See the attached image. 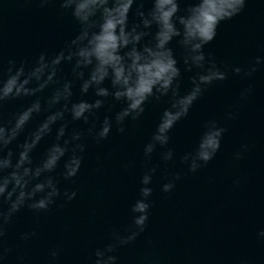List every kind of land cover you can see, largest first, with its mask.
Segmentation results:
<instances>
[{"label": "water", "instance_id": "1", "mask_svg": "<svg viewBox=\"0 0 264 264\" xmlns=\"http://www.w3.org/2000/svg\"><path fill=\"white\" fill-rule=\"evenodd\" d=\"M77 32L78 25L55 0L43 8L38 0H0V66L6 68L10 59L31 61L41 52L51 55ZM170 47L181 68L183 93L197 70L184 71L183 50L175 39ZM205 52L228 72V78L209 86L189 115L172 129L168 148L174 152L173 161L165 164L159 155L165 149L159 147L151 160L143 155L161 113L169 107V97L150 100L138 121H126L124 133H118L114 125L108 138L99 143L87 135L88 125L70 123V131L85 132L83 163L73 180L63 179V161L53 175L61 192L76 191L77 196L72 201L61 197L47 212L33 214L27 208L18 212L5 236V247L12 251L0 264H18L21 257L22 264H50L53 249L58 251L55 264H90L89 257L110 241L112 230L123 233L131 223L129 209L139 196L140 178L146 168L157 165L150 185L152 207L146 230L134 243L117 250V264H264V238L258 235L264 230V64L249 78L231 71L246 68L257 56L264 57V0H248L240 15L222 22ZM61 75L72 79L71 65H62ZM250 85L252 93L241 99L242 90ZM73 93L74 101L95 99L91 91L81 97L78 84ZM50 94L51 88L37 96L45 104ZM36 98L6 102L4 121ZM112 103L114 107L110 103L99 110L98 122L105 115L114 117L124 106ZM229 112L234 113V119L227 118ZM47 115L42 111L34 116L9 147L18 151L17 145ZM210 119L227 130L221 148L205 167L189 173L180 157L194 150L204 122ZM56 127L59 124L33 151L34 164L54 142ZM242 145H247V151L236 159ZM175 173H180L181 179L171 192H163L162 184ZM29 231L36 235L20 240V235Z\"/></svg>", "mask_w": 264, "mask_h": 264}, {"label": "clouds", "instance_id": "2", "mask_svg": "<svg viewBox=\"0 0 264 264\" xmlns=\"http://www.w3.org/2000/svg\"><path fill=\"white\" fill-rule=\"evenodd\" d=\"M38 2L43 8L52 0ZM55 2L78 25L74 38L51 55L41 52L31 61L17 63L10 59L6 68L0 66V260H5L12 251L5 247V236L18 212L27 208L33 214H39L47 212L61 197L65 201L76 198V191L61 192L59 181L53 175L63 161V179L73 180L83 163L85 132L70 131V123L82 121L88 125L87 135L99 143L108 138L114 125L118 133H124L126 121H138L150 100L169 97V107L161 113L155 131L144 145L143 155L145 160H151L159 147L165 149L160 152V159L165 164L173 161L174 152L168 148L172 129L189 115L193 104L209 86L228 78V72L210 53L206 54L205 47L216 38L222 22L232 20L245 10L248 0ZM146 4L150 7L146 8ZM174 39L183 50L184 71L197 70L189 77L190 88L183 93L181 68L175 50L170 47ZM64 64L71 65L72 79L61 75ZM262 64L264 57L257 56L246 68L234 67L231 71L249 78ZM77 84L81 97L91 91L95 99L74 101L73 88ZM49 88L51 94L42 104L37 94ZM252 91L251 85L243 89L241 99L246 100ZM23 97L37 98L5 122V103ZM112 102L124 106L114 117L105 115L98 122L99 110L110 103L114 107ZM42 111L48 112L46 118L17 145L18 151L14 152L9 146ZM227 118L234 119V113H227ZM57 124L54 142L40 162L34 164L33 151L53 133ZM202 127L194 150L180 157L189 173L197 172L215 158L227 131L214 119L205 121ZM243 151H247V145H242L235 158H242ZM157 167L146 168L140 178L139 196L129 209L131 223L123 233L113 229L110 241L97 247L89 257L90 264H117V250L134 243L145 232L152 207L149 198L153 189L150 185ZM180 179V173H175L162 184L161 190L171 192ZM35 235V231L24 232L20 240L28 241ZM258 235L264 238V230ZM49 255L50 264H55L58 251L53 249ZM22 260V257L18 258V264H22Z\"/></svg>", "mask_w": 264, "mask_h": 264}]
</instances>
